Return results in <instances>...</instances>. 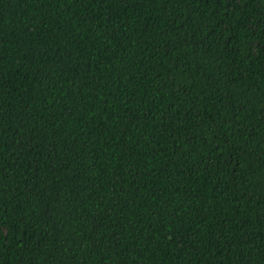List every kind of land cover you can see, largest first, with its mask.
<instances>
[{
    "label": "trees",
    "instance_id": "obj_1",
    "mask_svg": "<svg viewBox=\"0 0 264 264\" xmlns=\"http://www.w3.org/2000/svg\"><path fill=\"white\" fill-rule=\"evenodd\" d=\"M0 264H264V0H0Z\"/></svg>",
    "mask_w": 264,
    "mask_h": 264
}]
</instances>
